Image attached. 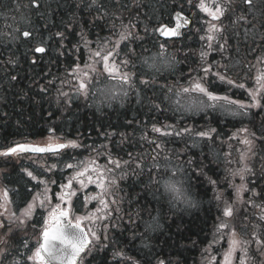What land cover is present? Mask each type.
Segmentation results:
<instances>
[{
    "label": "snow or ice",
    "instance_id": "6c2138e0",
    "mask_svg": "<svg viewBox=\"0 0 264 264\" xmlns=\"http://www.w3.org/2000/svg\"><path fill=\"white\" fill-rule=\"evenodd\" d=\"M2 2V0H0ZM181 5L183 10L184 0H177ZM187 3L199 9L200 12L204 13L206 17L210 19H205L203 24L198 26L197 31L203 34L200 35L199 39L203 41L200 50H199V65L198 69H193L197 71L198 75L196 77H191L188 86H179L178 89L173 90L168 88L166 91L162 90L159 96H156L155 100H148L150 106L149 110L153 112H161L163 115L164 111L168 109L169 105L172 104L175 97L176 107L173 109L175 112L181 114L184 113H199L205 112L208 113V110L218 111L221 115L227 117L231 116L233 118L237 117H251L252 121L256 117H261V126H264V55H258L255 57L256 64H249L248 70L251 71L255 68L257 75L255 77V87L252 89L246 88L245 83L238 82L229 78L227 74V63L220 64L217 62L213 65L209 61V56L213 52H219L222 57L223 53L228 51L229 41L236 39L240 41L242 38L244 43L247 44V32L249 27H255L253 21L264 19V0H240V4L236 5L239 8L240 15L236 16L233 23H239L243 28V34L239 31L229 32L226 29V26L223 24L222 18H224L229 12H233V3L234 0H212L211 3H207L206 0H199L198 3H193V0H187ZM79 7V5H77ZM84 7L89 9V14L91 10H95L100 14L99 18L111 17L114 13L111 11L112 5L109 0H88L84 4ZM16 9H19V0H17ZM178 20L182 19L183 23H177L174 28L167 26H158L153 29V34L158 33L159 37H180L182 32L181 28L187 26L190 21L181 17L179 12L176 13ZM138 19V18H137ZM63 31L58 30L53 34L51 39H54L57 44L56 49H52L46 43H41L39 46H36L34 49L35 53L47 54L51 52L52 58L59 62L60 56H65L68 60H71V57L77 55L80 52V45L77 44L73 51L69 52L67 46L64 45V41L67 40L68 36V25L61 22ZM96 27H101V25L96 24ZM136 25L129 20V23L125 24L121 21L119 25V30L117 31V26L113 22V35H116L118 39L113 42L109 37L107 43L103 40L97 41V46L95 50L91 47L92 41L89 39L88 34L80 32V40L83 44V47L88 49L89 60L91 63H85V69L80 70L77 65V69H71L69 64L68 75L73 76L76 81L75 95L83 96L85 99L89 96V85L93 78H99V76L104 73L107 74L108 78L117 81V84H114L111 89L106 91L102 89L101 92L103 96L116 97L122 96L126 98L129 96V89L135 91L136 81L133 80L132 73L128 69L129 62L131 57L120 60L119 65L117 64L116 57L119 56V52L115 49L120 47V44L124 41H135L142 39L141 37L134 34L131 29ZM264 27V25H261ZM51 31V29H48ZM147 31V26H145ZM31 33L29 31H24L23 36L29 37ZM175 42V41H173ZM112 44V48H109L107 45ZM238 46V45H237ZM253 47H257L255 41H253ZM124 48H127V44L124 45ZM261 52H264V37H262L261 44L259 45ZM123 51V49H121ZM44 56L37 57L32 60L33 70L35 67H38V61L43 60ZM185 59H191L189 55H185ZM51 61H49L50 63ZM67 62V61H65ZM158 62L159 65L158 66ZM178 62L167 54V48L165 44H160V50L150 58H145L143 64L152 73L150 79L140 80L139 83L143 84L146 88H152L153 93H155V76L157 73L164 70L175 69ZM100 70L97 69V65H101ZM259 65V67H257ZM122 66V67H121ZM162 66V67H161ZM122 68L124 70H122ZM225 69V70H221ZM203 73V75H199ZM40 73L36 72V76H39ZM214 78V79H210ZM11 81H16L18 78L13 73L11 76L7 77ZM35 80V77L33 78ZM214 80H219L221 83L227 84L233 88L243 89L247 92V95L250 97L247 103L241 102L239 100L230 99L227 96H218L214 95L215 89L213 88ZM64 83L71 84L72 81L65 80ZM51 83V82H50ZM119 85V89L115 87ZM48 89L46 87L40 88L41 93H46ZM60 92V96L66 98L63 102L69 103L72 97L69 96V93ZM193 93H198L201 95L193 96ZM93 95H95L93 93ZM146 97L145 94L137 93V103H143ZM203 97H206L205 100ZM211 102V103H209ZM61 103L60 99H57L56 104L59 106ZM123 105V103H121ZM252 110H257L253 112ZM7 113H0V120L7 119ZM56 113H52L51 109L49 110V117L54 118ZM129 124L134 123V121L129 120ZM255 127V124L253 125ZM104 125L101 123V129L103 130ZM152 131L159 133L160 136L168 137H185L187 136L191 139L192 143L190 146L186 144V147L196 148L199 145L200 139L212 140L213 134L219 135L217 128L209 127L207 130H196L194 131L188 127H182L179 130H174L172 125H164L163 129L157 127L156 124H153ZM241 132L247 133L248 138H245L242 143L248 145V152L251 153L255 149L254 140H259L261 145H264V135L256 137L255 133L250 132L248 128L243 127L240 129ZM58 127L52 125L48 129L49 139L51 142L43 146H34L29 144H17L15 146H8L0 150V158H3L6 162H10V158L16 157L19 158L21 154H38L40 155L41 161H43L42 166L44 167L45 172L54 173L57 167H60L61 171L65 169L73 170L72 174L68 178L66 183H60L57 180H52L51 183L58 184L60 189L57 200L59 201L54 206H52V201L47 196L49 191L48 184L44 181V193L39 195V204L37 205V197H32V203H28V197L31 196V193L27 188H23L21 192L17 193L22 198V203L27 204L24 212L20 213L19 216L15 217V221H18L16 224L17 229L24 227L25 221L30 220L33 217V213L38 206L41 209H44L48 213L47 217L44 216V212L38 213L40 220L32 224L31 227L35 228L37 223L43 222L42 230V242L37 241L35 246V251H32V247L29 246L27 239L22 238L19 232H13L10 226V223H5L0 220V244H3L4 247L0 248V264H9L10 257H19V259H13L11 264H28L29 261L34 262V264H78V261H83L87 256L96 257L94 253L107 252L111 250V246L119 243L118 240H113L109 237L108 232L110 230L119 229L120 225L113 223V213H115L116 219H122L119 216V209H111V211H104L103 215H97L96 213L86 214L83 216L75 215L74 212L71 214L74 215L75 223L71 219H68L70 212L75 205L78 204L79 197H77L74 202L71 198L77 196V191L73 189V183L79 185L80 189H85L89 184H95L97 188L101 189L103 195L98 194L97 196L88 197L85 200L87 203L89 200L99 199V204L104 210L109 209V202H106L105 196L110 194L109 189L105 186V180H107L108 185L115 187L117 179H123L124 176L116 177L114 175V169H121L120 160L112 159V153L108 151V145H116L117 142L113 139L117 135L115 131H102V135L107 144H102V147L106 152H108V164L114 165L113 167H103L100 168L97 165L96 158H89L88 160L78 159L77 154L65 152L64 150L68 149H79L85 147V145L78 140H67L63 137L57 136ZM142 140L147 141L148 144L154 147V150L162 149V144L155 139H149L146 135L141 136ZM64 140V142H59ZM124 142V137L121 138L120 143ZM101 155L100 151L97 150V156ZM149 157L153 160L152 171H157V178L155 180L156 185L163 184L164 189L168 193H173L175 195L169 197L167 213L171 214L173 217L172 223L168 225L171 228L175 225V232L167 233L164 231L161 221H166L165 208L163 205L158 210L156 216H153L149 220L143 221V231L139 233H133V238H138L141 245V250L147 249L145 253V259L143 264H187V259L184 256V253L189 251L190 248H194L198 244V240L192 239V235L195 234V226L191 223H178L177 221L183 220L184 213H189V209H199L202 202L195 199H190L188 192L190 191L191 183L186 189L185 187L179 188L177 184L173 182L169 177L164 179L163 175L160 174L158 169V155L148 154ZM46 157H55V161L52 163H47ZM133 159H138L133 157ZM243 159V157H242ZM126 165H130L129 161H124ZM171 163V161H169ZM231 163V161H229ZM187 169L191 170L193 176L204 177L207 174L204 172L205 165L202 160H194L189 156L186 160ZM46 165V166H44ZM23 168V166H21ZM137 168H140L139 162L136 164ZM184 166L179 165L173 171V175L176 172L184 171ZM123 171V169H122ZM231 176L233 178L239 176L242 181L241 184L234 185L235 195L238 200H241V203L245 207L259 208L261 211L260 219L264 221V203H257V199L264 202V174H262L257 181V179H251L248 183H244L246 175L249 177H255V172L252 168H249L247 165L239 169H230ZM138 175L143 174V169H140ZM26 175L31 180H36L37 175L33 174V171H26ZM38 175H43L42 172ZM191 176H186L185 181H191ZM149 180H152L151 175H149ZM183 181V185L185 183ZM217 180L208 178L207 184L211 185V188H206L202 195L207 198L208 192L213 191L214 195L212 200H215L216 207L219 208V204L223 198V194L216 190ZM251 184L250 188L248 184ZM259 188V191L256 189ZM67 190V191H66ZM249 193L247 200H242V193ZM187 193V194H186ZM9 192L8 190L3 191V198L5 201L8 200ZM227 205L222 212V217L233 218L235 210L227 200L223 201ZM110 203H117L115 200ZM66 205V207H62ZM97 213L101 212L100 208H97ZM211 211V209H209ZM4 213H0V216H3ZM246 213L240 212V218L243 220ZM220 213H217L218 223L216 225V232L221 236H227L228 248L227 251L223 254L222 264H246V260L249 257V251L254 243L258 248L264 249V233L259 235H254L250 240H244L237 235V230L235 225L229 224L223 220ZM11 220V217H8ZM89 221L92 226L85 230V227H82L83 221ZM66 221V224L63 223ZM95 221H100V223H95ZM107 221V223H105ZM227 230V232L223 231ZM155 233H161L164 235L163 244L159 245L160 250L157 251V245L159 244L158 237L154 235ZM4 237H7L4 239ZM215 240V236H214ZM9 241L13 245H16V248L10 246ZM23 247L25 251L21 252L20 248ZM211 247V245H210ZM208 249H205L207 252ZM241 254L236 256L237 252ZM86 255H82L85 254ZM112 256L114 259L127 260L131 259L126 256L122 250L112 251ZM215 261V257L211 258ZM91 264V261H89ZM134 264H141L139 261H134Z\"/></svg>",
    "mask_w": 264,
    "mask_h": 264
},
{
    "label": "trees",
    "instance_id": "16d2710c",
    "mask_svg": "<svg viewBox=\"0 0 264 264\" xmlns=\"http://www.w3.org/2000/svg\"><path fill=\"white\" fill-rule=\"evenodd\" d=\"M37 2L38 8L35 9L31 2ZM17 0H2L0 2V74L3 68H6L9 75L13 73L16 76H23L24 82L32 81L37 82L43 81L46 76H54L56 82V92L60 93L58 90H62L65 83L63 82L67 77L66 64L65 61L68 59L65 56H60L59 62L52 58L51 52L43 55L44 59L38 61V67L33 70L32 59L40 57L30 51L29 46L38 45L41 43H46L52 49H56L58 52L56 41L50 37L58 30L63 31L61 22L68 25V36L67 40L63 43L66 45L69 43V39L73 37L70 33L69 26L70 20L65 17L66 5L64 0H50L46 3L45 0H19V9H16ZM5 9V11H3ZM26 19V27L31 33L30 37L25 40L21 36V27L25 24L22 23L21 18ZM131 18H120L118 24L123 21L125 24L129 23ZM136 29L138 31H132L137 36L143 38V40H136V45L143 43L148 37L151 36L153 28H155L158 23L162 20L155 18L153 20H141L134 21ZM81 23L82 20H79ZM255 27H249L250 29L256 30L257 26L253 23ZM147 26V31L145 30ZM234 27H241V25H234ZM17 29L14 31L15 40H12L11 31L12 29ZM51 29L49 31L48 29ZM72 28V27H71ZM77 28V27H75ZM230 33L233 31H229ZM243 34V31H239ZM247 44L244 43L243 38L240 41L232 39L229 41L228 51L223 53V57L219 52H213L209 56V61L215 65L217 62L220 64L227 63V74L231 76L234 80L238 82H248L249 89H251L254 84L251 83V71L248 70L249 64H256V59L260 55V31H248L247 32ZM111 37V36H110ZM115 38V35H114ZM78 39H80L78 35ZM114 39H112L113 41ZM253 41L257 47H253ZM77 43V39L75 40ZM193 43L197 46L196 53L197 56L190 55L191 59H185L180 56V65L176 71V74L171 77V81L174 82L179 76H183V80L186 79V73L193 71V69H198L199 65V50L201 45L199 41L194 40ZM80 44V43H79ZM238 45V46H237ZM140 49L138 48V51ZM79 54V53H78ZM144 54H138L137 58ZM67 58V59H66ZM66 59V60H65ZM49 61H51L49 63ZM232 62V63H231ZM225 70V69H221ZM36 72L40 75L36 76ZM194 76L198 75L197 71H193ZM203 75V73H199ZM248 77L249 80H245ZM35 77V80L33 79ZM250 81V82H249ZM155 82L160 84L162 82V77L155 79ZM156 84L154 88L156 90ZM213 88L223 93L225 91H232L233 95H237L232 98L239 100L241 102L247 103L250 97L247 92L242 91L238 88H233L227 84L219 83L214 80ZM27 90V89H26ZM30 90V89H29ZM161 90V89H160ZM33 91V90H30ZM144 94V93H143ZM159 96L158 90L153 93L151 91V99L154 100L156 96ZM35 99L31 100L33 103ZM30 103V104H31ZM143 105L139 106V110ZM171 106L164 111L163 115L161 112H153L154 123L164 125L168 122L175 124L178 129L185 127L186 124L193 126L194 130H207L209 127L217 128V134H213V139H200L199 145L196 148L186 147L191 145L192 141L187 136L172 137L168 138L169 146L167 148V158L163 162L162 159H158V169L164 179L169 177V170H166L169 161L172 164L177 163L178 165L184 166V171L186 176H191V181H186L187 187L189 183L193 185L188 192V195L197 201H201V207L199 209H189V213H184L183 220L177 221L178 223H195V234L192 235V239L198 240V244L194 248H190L189 251L184 253L187 259V264H196L198 258L199 246L207 244L210 239L215 236L218 237L219 234L216 232V225L219 222L217 219V213L219 212L222 217L223 209L227 206L224 204V200H227L229 204L233 206L235 219L231 221L232 225L238 227V232H240L248 240L254 235H259L264 233V221L260 219L261 211L259 208L245 207L241 200H238L235 195L234 185H239L242 183L239 176L233 178L231 176L230 169H239L244 165L252 168L255 172V177H249L246 175L244 183H248L251 179H257L264 174V145H261L259 140H254L255 149L253 152H248V145L242 143L245 138H248L247 133L240 131L241 128L246 127L250 132L255 133L256 137L264 135V126H261V117H256L252 121L251 117L246 120H235L227 119L220 113H207L199 116L192 117L191 115L180 114L175 112ZM253 112L257 110H252ZM142 113V118H143ZM90 118L93 119L90 121ZM75 124L80 123L79 126L75 127L70 134H72L74 140H82L84 136L89 132H96L95 127H91L90 123L96 122V116H76L74 119ZM255 124V127L253 126ZM128 142L131 143V138L128 136ZM160 138V137H159ZM117 142V140H115ZM102 142L95 137L93 141L90 142L89 146L83 147L85 151L99 149V145ZM116 145H113L115 148ZM70 153H74L82 156L79 149H71ZM115 154H118L114 152ZM191 156L194 160H202L205 168L204 172L207 174L204 177L193 176L191 170L187 169L186 160ZM243 157V159H242ZM81 159V158H80ZM162 161V162H161ZM231 161V163H229ZM154 162L151 164V168ZM64 171L60 170L58 166V171L56 172V180L60 183H65ZM152 180L145 176V172L142 176L136 175L135 177L128 176L125 179H121V186L119 188V203L118 207L114 209H119V216L122 219H116L115 213H113V223L119 224V229L110 230L108 235L113 240H118L119 243L112 245L111 250L100 253H94L96 257L93 259L91 256H87L83 264H134V261H139L143 264L145 259V253L147 249L141 250L140 241L138 238H133V233H139L143 231V221L149 220L153 216H156L161 205L165 208L166 221H161L164 231L167 233L175 232V225L171 228L168 227L172 223L173 217L171 214L167 213V207L169 202V196L165 193L163 184H155L157 178V171H152ZM211 178L217 180L216 190L223 194V198L217 208L216 201L212 200L214 195L213 191L208 192L207 198L202 195V192L206 188H211L212 186L207 184V179ZM124 181L126 183H124ZM130 181L132 185H130ZM248 186L251 188L252 185L249 183ZM58 187V184H57ZM125 189V190H122ZM115 187H112V191ZM259 191V188L256 189ZM249 193H242L241 199L247 200ZM257 199V203H264ZM211 209V211H209ZM240 212L246 213L243 220L240 218ZM224 220V217H222ZM158 237L159 244L157 245V251L160 250L159 245L163 244L164 235L161 233H155ZM122 250L123 253L130 257L131 259L119 260L114 259L112 256V251ZM255 253L254 257L257 260V264H264V251L261 253H256L257 250H251Z\"/></svg>",
    "mask_w": 264,
    "mask_h": 264
},
{
    "label": "flooded vegetation",
    "instance_id": "af4514ba",
    "mask_svg": "<svg viewBox=\"0 0 264 264\" xmlns=\"http://www.w3.org/2000/svg\"><path fill=\"white\" fill-rule=\"evenodd\" d=\"M64 2L67 10L65 12V17L70 20L69 26L72 27H70L69 31L71 34L75 32L73 37L69 39V43L65 46H67L68 51L71 52L74 50L75 46L80 43L79 54L72 56L70 61L66 58L67 60H65L67 62L64 63L66 64V78L67 80L72 81V83H65L61 86V91L69 93V96L72 97V99L67 104L63 102L66 98L61 97L60 93L56 92L54 76H46L43 78L42 82H24L23 76H17L18 79L16 81H11L7 78L11 75L8 74L6 68H3L0 74V113L6 112L8 115L6 120H0V150L17 144L43 146L51 142L48 129L52 125L58 127L57 136L63 137L67 140H74L70 131L80 125V123L75 124L74 119L76 116L92 117L94 115V117L96 116V122L94 124L90 123V126L92 128L95 127L96 132L89 131L80 142L85 146H89L90 142L93 141L95 137H98L102 144H107L108 141L104 139L101 134L102 131H115L117 135L114 140H117L118 144L115 148L116 153L118 154H115L114 157L112 156V159L120 160V163L124 165H126L124 161H129L132 166L130 169L132 170L133 166H135V171H127L129 170V167H125L123 172H114V175L116 177L123 175L125 179L128 176L138 175L137 173H139L142 168L143 173L145 172V175L149 176L151 175L152 159L148 154L156 155L157 152L159 153V150H154L152 145L141 139L142 135H146L149 139H153L152 111L149 110L150 106L148 104V100L151 99L152 88H146L143 84L139 83L140 80L150 79L151 76L150 72L143 64V59L137 58L136 40L132 42L124 41L120 44L119 48L115 49V51L119 52V56L116 57L118 65L120 60L131 57L127 70L131 71L133 80L136 81L135 91L131 88L129 89V96L124 99L123 105L116 104L109 107L104 103L101 90L108 84H117V81L109 79L106 73L99 76V78H93L91 80L89 85V96L87 99L83 96L75 95L76 81L73 76L68 75V71L70 70L69 64L71 65V69H77L78 65L80 70L87 71V69H85V63H91L89 60L88 49L83 47L81 40L78 39V35L80 37V32L88 34L89 39L93 42L91 47L95 50L98 40H103L107 43V39L110 36L111 40L114 39L113 42L118 39L116 35L115 38L113 35V22H115V25L117 26L116 30L118 31L120 25V23L118 24V21H120V18L122 19V17L131 18L134 21L144 20L147 16L155 17L162 20V25L174 27L175 15L179 12L191 21L189 28L184 30L185 32L182 38V40H186L184 49L187 46L186 54L189 55L190 51H193L192 54L195 55L194 53L197 46L194 43H191L193 36L199 37V32L197 31L198 26L202 25L205 19L210 18L206 17L198 8L188 4L187 0H184L182 6L183 10L177 0H109L110 4L113 6L111 11L114 15L105 18H99L100 14L94 9L91 10V14H89L90 10L84 7V4L87 3L88 0H64ZM198 2L199 0H193V3ZM206 2L211 3L212 0H206ZM238 4H240V0H234V11L229 12L224 18H222L223 24L228 31H244L243 28H233V22H227L235 20L236 16L240 15L239 8L236 7ZM77 5H79V7H77ZM3 11H5V9H3ZM79 20H82V22L80 23ZM260 21L261 25H264V19H260ZM96 24L101 25V27H96ZM261 25L259 26L258 31L263 33L264 27H261ZM137 30L136 27L131 29V31ZM157 37L154 43H152L151 40H148V42L140 44V47L144 50H159L160 44L163 43L166 45L167 51H170L174 45H177L182 41L162 40ZM76 39L77 43H75ZM141 40H143V38ZM189 41L190 43H188ZM125 44H127V48H124ZM35 46L36 45L34 44L32 45V48L29 46L30 51L34 52ZM107 46L112 48L113 45L108 44ZM121 49H123V51H121ZM34 54L36 53L34 52ZM261 55H264V52H262ZM96 67L100 70L102 64L97 65ZM122 70L124 69L122 68ZM229 78H231V76H229ZM181 82L182 81L178 80V83ZM42 87H46L48 91L46 93H41L40 88ZM29 89L33 91H30ZM93 93L95 95H93ZM137 93H141L142 95L143 93H146V97L142 104L137 103ZM32 99H35L33 103H31ZM57 99L61 100L59 106L56 104ZM141 105L143 106L139 110V106ZM50 109L52 113H56L54 118L51 119L49 117ZM142 113H144L143 118ZM91 120L93 119L90 118V121ZM129 120L134 121V123L129 124ZM101 123L104 125L103 130L101 129ZM128 136L131 138V143L128 142ZM122 137H124V142L120 143ZM59 142H64V140H60ZM102 144L99 145L101 155H99L98 158L100 159V157H104L108 162V152L104 150ZM64 151L70 152L71 149ZM108 151H110L109 145ZM90 152V150L85 151L82 159L88 160ZM133 157L138 159H133ZM46 158L47 163H52L56 159L55 157ZM137 162H139L140 168L136 167ZM42 164L43 161H41L40 155L38 154H21L19 158H10V162H6L3 158H0V213H4L3 216H0V220L5 223H10L13 232H19L22 238L27 239L33 252L35 251L37 241H42V230L44 225L42 221L37 223L35 228L31 227V225L40 220L38 213L44 212L45 217H47L48 213L37 206L33 213V217L30 220L25 221L24 227L17 229L16 224L18 221H15V217L24 212L27 207V204L22 203V198L17 193L21 192V190L26 187L31 193L27 202L32 203V197L34 196L37 197L38 205V194H43L45 187V184L40 183V181H44L48 184L49 191L47 192V196L51 199L52 206L59 202L57 196L59 195L60 189L57 187V184L51 183L52 180H56L55 174L58 170L56 169L54 173L45 172ZM21 166H23V168ZM26 171H33V174L37 175V179L31 180L26 175ZM40 172H42L43 175H38ZM72 172L73 170H70L67 174L65 173V183ZM141 175L142 174L138 176ZM5 189L9 192L7 201L3 198V191ZM73 189L77 191V196L71 198L75 202L77 197H79L80 190L79 185L75 182L73 183ZM62 207H66V205H62ZM72 212H74L75 215L80 216L88 214V212H82V207H79V203L76 204L68 217L73 223H75V218L74 215L71 214ZM8 217H11L12 219L9 220ZM96 222L97 221H95V223ZM82 226L87 229L91 227L92 224L86 220L82 222ZM6 238L7 237H4V239ZM217 239L218 238H215L214 240V237H212L207 244L199 246L198 255H204L211 261V264H222L223 254L228 248L227 243L219 244ZM9 244L13 248L17 247L16 245H13L11 241H9ZM2 247H4V245L0 244V248ZM205 249H208V251L205 252ZM220 250H224L220 256L214 254ZM20 251L23 252L25 249L21 247ZM238 252L235 254L236 256H238ZM213 256L216 258L215 261L211 259ZM13 259H19V257H10L9 264H11ZM83 262L84 260L81 261L80 264ZM28 264H34V262L29 261Z\"/></svg>",
    "mask_w": 264,
    "mask_h": 264
},
{
    "label": "rangeland",
    "instance_id": "374dc122",
    "mask_svg": "<svg viewBox=\"0 0 264 264\" xmlns=\"http://www.w3.org/2000/svg\"><path fill=\"white\" fill-rule=\"evenodd\" d=\"M46 1V3L47 2H49L50 0H45ZM21 21H22V23H24L25 25L23 26H20L21 27V32L23 31V30H28L27 29V27H26V19L24 18V17H22L21 18ZM229 23H231V22H233V21H228ZM253 23H255L256 24V26H257V29L256 30H248V31H258V28H259V21L257 20V21H253ZM14 31H17V29H12V31H11V36H12V40H15L16 39V37L14 36ZM29 31V30H28ZM260 40H262V37H264V33L263 34H260ZM261 42V41H260ZM157 52H153V53H151L147 58H150V57H152L154 54H156ZM173 71V69L172 70H162L160 73H157V74H169V73H171ZM156 74V75H157ZM108 85H111V84H108ZM108 85H106V86H108ZM106 86L104 87V89L106 88ZM200 95V94H199ZM194 97L195 96H197V95H193ZM205 100H207V98L206 97H203ZM175 99H179V97H175L174 99H173V102H172V106H174V107H176V105H175ZM209 103H211V102H209ZM211 110V109H210ZM199 113H202V112H199ZM199 113H195V114H193V113H190V114H192V115H196V114H199ZM227 118H230V117H227ZM167 168H169L170 169V173H171V175L170 176H172L173 174V171L175 170V166H173V167H170V166H167ZM176 174L177 175H179L181 178H182V180L183 181H185V179H183V177H184V175H183V173H181L180 171L179 172H176ZM185 185H187L186 184V181H185V183H184V187H185ZM83 206V203L80 201L79 202V207H82ZM103 213H104V211H102L101 212V215H103Z\"/></svg>",
    "mask_w": 264,
    "mask_h": 264
},
{
    "label": "clouds",
    "instance_id": "9594fccd",
    "mask_svg": "<svg viewBox=\"0 0 264 264\" xmlns=\"http://www.w3.org/2000/svg\"><path fill=\"white\" fill-rule=\"evenodd\" d=\"M158 66H160V65H159V62H158ZM161 67H162V66H161ZM162 70H164V69L162 68ZM112 87H113V85H108V86H106L105 90L108 91V90L111 89ZM115 87H116L117 89H119V85H115ZM124 99H125V98H123L122 96H116V97H111V96L105 97V96H103L104 103H105L107 106H109V107H111V106H113V105H116V104H121V103H123V102H124ZM169 179H171L173 182H175V183L177 184V187L183 189V187H184V185H183V183H182L183 180H182V178H181L179 175H177V174L175 173L174 175L170 176ZM164 191H165V193H166L169 197L175 195V194H173V193H168V192H166L165 189H164ZM186 194H187V193H186ZM190 199H192L191 196H190Z\"/></svg>",
    "mask_w": 264,
    "mask_h": 264
},
{
    "label": "water",
    "instance_id": "95a60500",
    "mask_svg": "<svg viewBox=\"0 0 264 264\" xmlns=\"http://www.w3.org/2000/svg\"><path fill=\"white\" fill-rule=\"evenodd\" d=\"M22 35H23V33H22ZM24 37V36H23ZM24 38H27V37H24ZM38 54H41V53H38Z\"/></svg>",
    "mask_w": 264,
    "mask_h": 264
},
{
    "label": "bare ground",
    "instance_id": "6f19581e",
    "mask_svg": "<svg viewBox=\"0 0 264 264\" xmlns=\"http://www.w3.org/2000/svg\"><path fill=\"white\" fill-rule=\"evenodd\" d=\"M191 224H193V225H194L195 223H191ZM194 226H195V225H194Z\"/></svg>",
    "mask_w": 264,
    "mask_h": 264
}]
</instances>
